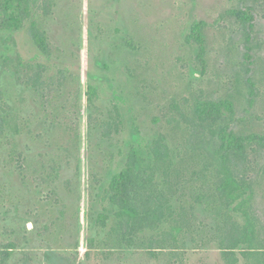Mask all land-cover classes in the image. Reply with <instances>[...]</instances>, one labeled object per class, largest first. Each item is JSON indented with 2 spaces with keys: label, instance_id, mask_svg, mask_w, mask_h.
Instances as JSON below:
<instances>
[{
  "label": "rangeland",
  "instance_id": "374dc122",
  "mask_svg": "<svg viewBox=\"0 0 264 264\" xmlns=\"http://www.w3.org/2000/svg\"><path fill=\"white\" fill-rule=\"evenodd\" d=\"M8 4L0 0V106L21 133L19 157L11 142L0 144V264H226L227 231L244 220L224 210L217 169L200 145L226 135L238 153L230 168L252 187L258 255L250 262L264 264V0H245L256 22L250 52L237 17L244 0H31L19 30L7 25ZM198 22L202 49L190 38ZM88 84L97 90L93 109ZM114 103L121 132L102 138ZM133 134L143 149L166 145L171 204L194 222L177 249L157 257L108 245L88 218L102 211L99 197L90 199L92 176L107 187ZM92 236L100 244L85 258Z\"/></svg>",
  "mask_w": 264,
  "mask_h": 264
},
{
  "label": "trees",
  "instance_id": "16d2710c",
  "mask_svg": "<svg viewBox=\"0 0 264 264\" xmlns=\"http://www.w3.org/2000/svg\"><path fill=\"white\" fill-rule=\"evenodd\" d=\"M30 4L31 0H9L5 10L9 28L13 30L22 28L24 20L30 14ZM237 17L245 30L248 42L244 44V49L250 52L252 49L249 39L256 22L252 11L245 5V0L237 11ZM201 26L199 22L194 23L190 38L202 49L204 42ZM31 35L39 51L46 53L44 36L36 29L35 23H32ZM247 82L249 95L252 97L254 88L249 77ZM37 83H40L38 76L34 79V84ZM97 99L96 88L88 84L86 88L87 107L95 108ZM3 105L0 106V144L11 142L12 152L10 154L19 157L15 152L17 147L15 140L21 132L16 120H11ZM219 106L231 111L229 101H224ZM199 110L202 115H205L206 111L204 112L202 108ZM101 129L102 138H110L112 134L118 135L121 132L122 117L115 103L108 110L107 119L103 121ZM200 143L217 169V190L221 195L224 210L241 215L244 220L242 225L233 223V227L228 229L227 244L221 248L222 258L226 264H238L237 254H239L246 264H251L250 260L258 255L255 250L257 245L256 221L251 214V183L239 176L237 170L230 168L235 163L238 153L231 148L227 135L226 138L220 137V143H213L210 140ZM170 163L168 148L163 142L156 140L152 145L143 149L138 143V136L133 134L125 162L121 169L111 176L107 187L99 188L95 175L92 176L90 192L93 197L90 199L99 197L97 200L102 211L96 216L88 213V218L90 224L95 227V233L98 230V236L104 235L102 241L108 245L115 243L118 248L124 250H145L152 257H157L158 253L165 249L175 250L179 247L180 241H183L185 236L191 232L194 222L191 214L188 215L182 206L173 208L171 204L175 191L173 192L169 180ZM159 171L162 175L160 185L155 182V176ZM53 173L55 177H58L57 172ZM176 184L177 182L174 187ZM96 237L86 239V251L83 253L85 258H89V253L98 248L100 242Z\"/></svg>",
  "mask_w": 264,
  "mask_h": 264
}]
</instances>
